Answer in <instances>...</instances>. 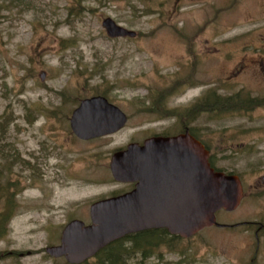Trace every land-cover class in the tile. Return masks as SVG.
<instances>
[{
	"label": "rangeland",
	"instance_id": "rangeland-1",
	"mask_svg": "<svg viewBox=\"0 0 264 264\" xmlns=\"http://www.w3.org/2000/svg\"><path fill=\"white\" fill-rule=\"evenodd\" d=\"M107 17L138 34L110 37ZM263 69L264 0H0V264H69L46 252L65 225L90 224L92 203L131 190L112 176L114 152L181 126L175 110L196 102L187 122L214 165L240 176L242 202L218 211L227 226L146 236L158 244L124 264H264ZM97 95L128 121L82 140L70 118Z\"/></svg>",
	"mask_w": 264,
	"mask_h": 264
},
{
	"label": "water",
	"instance_id": "water-1",
	"mask_svg": "<svg viewBox=\"0 0 264 264\" xmlns=\"http://www.w3.org/2000/svg\"><path fill=\"white\" fill-rule=\"evenodd\" d=\"M103 26L111 37L137 35L111 17ZM127 119L106 97L94 96L82 100L73 111L71 127L77 136L89 139L118 131ZM160 140L157 145L150 140L144 145L132 143L113 155L114 179L136 182V187L93 203L92 224L71 221L63 230L61 245L47 248L49 254L80 264L127 234L166 228L172 235L189 238L206 227L225 226L217 221L216 213L240 205L244 197L240 177L212 168L208 151L189 135Z\"/></svg>",
	"mask_w": 264,
	"mask_h": 264
},
{
	"label": "trees",
	"instance_id": "trees-1",
	"mask_svg": "<svg viewBox=\"0 0 264 264\" xmlns=\"http://www.w3.org/2000/svg\"><path fill=\"white\" fill-rule=\"evenodd\" d=\"M72 1V5L73 7L77 4L79 7L81 6L82 4V0H71ZM230 98V97H229ZM228 98H223L222 102L227 100ZM231 102V100H229ZM219 102H221V100H219ZM250 102V99H247V101L245 100V102L243 103H249ZM223 104V103H222ZM227 105H229V102L227 103ZM237 105V104H236ZM239 105V104H238ZM200 103L199 102H196L194 103L193 106L187 108V109H184V110H175L176 112L174 113L176 116H178V118L180 119V122H184L186 125H189V123H186L187 122V117L188 114L192 113L194 110L193 108L194 107H200ZM206 105L203 104V107H206ZM226 106V105H225ZM242 106V105H241ZM151 108L150 110H156L155 108H152V107H149ZM227 109V107H224V109ZM157 111V110H156ZM195 112V111H194ZM184 124V125H185ZM3 127L6 126L5 123L2 124ZM0 152H4V148L0 146ZM147 234V235H152V234H156L157 232L156 231H151V232H143V233H140V234H137V235H134L132 241L134 242V244L131 246V247H126L124 249H120L119 245H113L111 247H109V249L107 250H104L105 253H107V251L110 250V253L107 254L104 258H102L101 260H99L98 262H95V263H86V264H124V260H126V256L123 257L119 254L120 251L124 250L126 254H129L131 253L130 256H132L133 253H136L138 250L141 251L142 250V247L144 246V244L146 242L149 243L150 247L154 246V245H157L158 243L157 242H151V241H146L148 239V237H146L147 235H143V234ZM151 233V234H150ZM157 236V235H155ZM176 237H171L170 239H175ZM179 238V237H178ZM143 252H145V254H147L148 252H151L150 249H147V248H143ZM128 256V257H130Z\"/></svg>",
	"mask_w": 264,
	"mask_h": 264
},
{
	"label": "flooded vegetation",
	"instance_id": "flooded-vegetation-1",
	"mask_svg": "<svg viewBox=\"0 0 264 264\" xmlns=\"http://www.w3.org/2000/svg\"><path fill=\"white\" fill-rule=\"evenodd\" d=\"M263 72H264V69H263ZM263 82H264V74H263ZM186 134L191 136L197 142H200V144H204V146L206 148H208L207 145H205V143L203 141L200 129H198L197 127L179 126V127H171V128H160V129H154V130L152 129L151 132L148 134V136L145 139H149L150 141H153V145H157L154 143L156 141H161L160 138L177 137V136L186 135ZM145 139H143V141L141 140V141H137V142L139 144H143ZM209 152H210L209 161H210L211 165L215 167V165L212 161V155H211L210 149H209ZM153 156H155V155H153ZM159 156L163 157L164 155H163V153H160ZM130 185L132 186L131 189H133L136 186V183H130Z\"/></svg>",
	"mask_w": 264,
	"mask_h": 264
}]
</instances>
